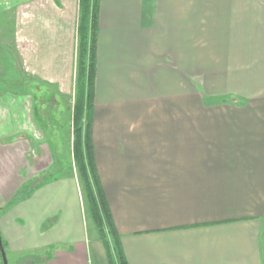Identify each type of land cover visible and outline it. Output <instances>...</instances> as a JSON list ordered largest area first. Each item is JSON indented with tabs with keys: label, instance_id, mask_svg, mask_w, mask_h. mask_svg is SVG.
Listing matches in <instances>:
<instances>
[{
	"label": "crops",
	"instance_id": "1",
	"mask_svg": "<svg viewBox=\"0 0 264 264\" xmlns=\"http://www.w3.org/2000/svg\"><path fill=\"white\" fill-rule=\"evenodd\" d=\"M50 9L31 32L53 77L74 70L78 24ZM92 120L129 264H264V0H100ZM38 135L31 98L1 96L6 253L109 264L77 176L40 179L54 156Z\"/></svg>",
	"mask_w": 264,
	"mask_h": 264
},
{
	"label": "rangeland",
	"instance_id": "2",
	"mask_svg": "<svg viewBox=\"0 0 264 264\" xmlns=\"http://www.w3.org/2000/svg\"><path fill=\"white\" fill-rule=\"evenodd\" d=\"M78 1L0 0V97L13 94L30 97L33 102L36 120L41 129V136L38 135L39 142H35L49 146L54 156V165L42 171L43 177L40 179L44 178V175L50 178V175L55 176L60 171L65 175H76L78 178L73 158L77 61L73 66L74 70H64L63 75L57 71V75L51 77L49 75L51 69L45 70L46 55H49L48 47H42L40 42L36 41L31 28L43 15L45 19H49L50 7L53 8L55 5L58 7L56 10L58 18L72 21L70 25L75 28L79 20ZM195 67L193 66V71ZM192 82L199 87L198 77H193ZM225 99L241 100L235 96L217 98ZM197 112L193 109V116H197ZM82 199L84 202L83 195ZM84 209L87 223H90L85 203ZM89 229L91 234L94 233L91 225ZM6 255L8 264H14L10 253L7 252ZM39 259L31 258L33 262ZM0 264H4L1 253Z\"/></svg>",
	"mask_w": 264,
	"mask_h": 264
},
{
	"label": "trees",
	"instance_id": "3",
	"mask_svg": "<svg viewBox=\"0 0 264 264\" xmlns=\"http://www.w3.org/2000/svg\"><path fill=\"white\" fill-rule=\"evenodd\" d=\"M100 0H79L73 158L88 216L103 241L109 264H129L99 176L92 139ZM30 195L26 187L16 196ZM3 241V240H2ZM3 245L5 247L4 241Z\"/></svg>",
	"mask_w": 264,
	"mask_h": 264
},
{
	"label": "water",
	"instance_id": "4",
	"mask_svg": "<svg viewBox=\"0 0 264 264\" xmlns=\"http://www.w3.org/2000/svg\"><path fill=\"white\" fill-rule=\"evenodd\" d=\"M0 253H1L2 258H3V263L8 264L7 255H6L5 247L3 245L1 234H0Z\"/></svg>",
	"mask_w": 264,
	"mask_h": 264
}]
</instances>
